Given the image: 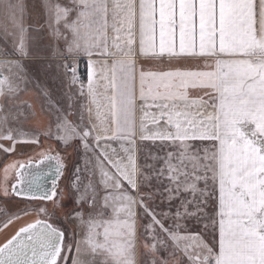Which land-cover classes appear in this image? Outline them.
Listing matches in <instances>:
<instances>
[{"label": "snow or ice", "instance_id": "obj_1", "mask_svg": "<svg viewBox=\"0 0 264 264\" xmlns=\"http://www.w3.org/2000/svg\"><path fill=\"white\" fill-rule=\"evenodd\" d=\"M0 158V264H264V0H0Z\"/></svg>", "mask_w": 264, "mask_h": 264}, {"label": "rangeland", "instance_id": "obj_2", "mask_svg": "<svg viewBox=\"0 0 264 264\" xmlns=\"http://www.w3.org/2000/svg\"><path fill=\"white\" fill-rule=\"evenodd\" d=\"M81 72L83 73L84 72V66L83 65H81ZM86 75H83L82 76V79L85 81V84H86V77H85ZM5 163V161H3V159L2 158H0V170L2 169V165ZM1 175V174H0ZM9 235L11 234V229L9 230V233H8ZM1 236H4L3 234H0V237Z\"/></svg>", "mask_w": 264, "mask_h": 264}, {"label": "crops", "instance_id": "obj_3", "mask_svg": "<svg viewBox=\"0 0 264 264\" xmlns=\"http://www.w3.org/2000/svg\"><path fill=\"white\" fill-rule=\"evenodd\" d=\"M85 77H86V76H85ZM85 79H86V82H87V77H86ZM9 162H10V161H9ZM2 168H3V165H2ZM0 174H1L0 176H2V174H3V173H2V169L0 170ZM8 233H9V232H8ZM3 239H4V236H1V237H0V242H2Z\"/></svg>", "mask_w": 264, "mask_h": 264}]
</instances>
